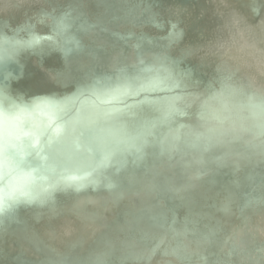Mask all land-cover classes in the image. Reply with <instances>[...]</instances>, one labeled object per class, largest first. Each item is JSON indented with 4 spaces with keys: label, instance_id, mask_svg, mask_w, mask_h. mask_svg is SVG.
<instances>
[{
    "label": "water",
    "instance_id": "water-1",
    "mask_svg": "<svg viewBox=\"0 0 264 264\" xmlns=\"http://www.w3.org/2000/svg\"><path fill=\"white\" fill-rule=\"evenodd\" d=\"M8 1L0 0V36L25 39L34 31L55 36L58 43L46 42L11 56L4 53L0 58V109L18 115L22 131L35 132L49 123L48 110L41 114L36 98L67 101L61 103L60 114L74 116L87 106V101L82 105L76 99L79 90L99 82L112 89L114 115L107 126L119 133L122 143L113 146L114 154L105 155L96 146L78 151L73 142L48 147L44 136L39 147L34 141L22 142L20 152L36 169L49 156L57 178L91 175L57 190L46 203L19 207L0 222V264H140L142 260L130 253L147 238L160 237L182 224L192 225L185 217L195 219L198 226L210 221L219 224V219L223 224L238 201L263 202V195L254 194L264 183V165L255 156H250L255 160L253 166L239 173L227 154L220 156L219 150L203 143L205 133L198 131V141L186 139L188 143L181 146V153H190L194 159L193 172L188 161L173 158L171 151L176 146L173 142L165 145L163 133L182 122L194 104L184 92L186 84L207 89L219 75L229 73L214 63L224 57L222 50L229 44L222 38V22L234 19L238 11L248 18L239 14L241 28H251L253 21L264 29V0H249L251 12L242 0H223L219 6L213 0H17L25 10L31 5V18ZM65 15L70 16L69 30L57 35L54 26ZM162 104L172 111L163 110ZM215 123L216 127L223 125L220 119ZM167 150L170 154L163 161ZM200 150L202 154L195 156L193 151ZM49 186L48 180L38 181L40 189ZM179 191L185 201L179 198ZM137 193L141 196L136 197ZM214 194L217 208L206 217ZM115 195L122 197L116 210L112 208ZM94 199L101 202L98 210L103 216L92 214L94 210L87 205V212L83 210L85 202ZM227 201L236 206L220 211L218 208L230 204ZM106 216L115 230L105 227ZM263 221L264 217L259 219L261 224ZM72 222L78 225L74 228ZM201 238L206 239L203 250L208 256L212 252L209 231ZM236 240L239 238L221 244L215 263L202 258L201 264H218L219 254L225 264H264L259 250L246 253L238 249L242 254L236 257L232 253ZM252 240L253 245H264L261 238ZM39 242L51 246L41 249ZM127 243L130 250L125 248ZM58 246L62 253L54 255L49 248ZM73 248L79 251V258L69 256Z\"/></svg>",
    "mask_w": 264,
    "mask_h": 264
},
{
    "label": "bare ground",
    "instance_id": "bare-ground-1",
    "mask_svg": "<svg viewBox=\"0 0 264 264\" xmlns=\"http://www.w3.org/2000/svg\"><path fill=\"white\" fill-rule=\"evenodd\" d=\"M22 1L24 3L33 2L32 0ZM213 1L218 6L223 4V0ZM242 1H245V6L251 12L248 6L252 4L251 1ZM8 2H11L9 6H13L16 10H24L26 18H31L32 15L29 9L31 5L25 7V10L21 8L22 5L17 0H9ZM241 8H243L242 5ZM237 12H235L234 19L231 17L225 19L221 25L222 36H225L222 38H226L229 42L222 50L225 58L221 57L218 61V58L214 59L211 57L210 59L211 63L214 59L215 64L223 66L229 73L224 76L219 75L211 83V87L207 89L204 88L202 90L199 86L196 87L190 83L186 84L184 92L190 102L194 104L192 107L187 106L189 108L182 117V122L177 121V124L171 125L163 133L166 139L165 145L173 142L176 146L171 151V154H174L173 158H182L188 161L193 172H196L195 167H192L195 165L193 163L194 159L191 158L190 153H181V146L185 147V144L188 143L186 139L198 141L200 139V136L199 138L197 136L198 131L205 133L201 137L203 143L210 149L219 150L221 152L220 156H224V153L225 155L227 154V158L232 159L229 163L235 169H238L239 173L241 170L249 169L253 166L255 160L250 157L251 155L255 156L264 165V124H260V121L264 123V102H261L264 100V29L253 21H251V28H241L239 23L241 14ZM226 13L224 12V15ZM241 17L248 19L242 15ZM250 19L254 20L255 18ZM247 21L249 22V20ZM188 98L185 99V103L189 102ZM181 106L183 107V103H181ZM161 107L163 110L172 111L167 105L162 104ZM218 119L223 122L221 127H216V123L213 124V121L215 122ZM209 126L213 129L209 128ZM193 152L195 156L202 154V150ZM169 154L170 150L164 151L162 155L163 161L166 160L165 156ZM240 157H244V159ZM228 171L231 175L235 173L231 167L228 168ZM186 189L189 190L190 188ZM254 194L257 196L263 195L264 197V183L260 185L259 192ZM140 196V193L136 194V197ZM178 196L182 201L186 200L185 195L181 191H179ZM180 199L179 201H181ZM210 199L213 204H210V208H206L204 212L206 217L210 216V210L217 208L215 202L217 196L214 194ZM121 200V196H114L112 200V208L114 210L118 209ZM131 200L134 206H138L133 198ZM106 202L109 203V201ZM227 202L230 204L223 205L224 207L218 209L224 212L232 210L236 206L235 202ZM85 203L83 210L87 212V205L94 210L92 214L103 216L98 210L101 202L94 199L89 200L88 204L87 201ZM102 206L104 207V204ZM235 209L231 214L224 216L226 221L223 224H220L223 220L220 221L219 219L217 220L219 224L210 221L207 226H198L194 223L195 219L185 217L183 220L191 222L192 225L182 224L178 229L162 232L160 237L147 238L130 254H135L139 257L142 260L140 264H201L202 258L205 262L215 263L213 260L215 255H218V249H220L221 244L226 241L234 242L237 237L239 240L232 244L234 245L232 253L236 257L242 254L240 252L242 250L246 253H256L259 250V255L264 254V247H262L264 245L251 244L252 239L255 238H261L264 243V221L262 224L259 222V219L264 217V199L261 204L254 203L251 200L238 201ZM106 218L107 216L104 221L105 227L110 231L115 230L111 222H106ZM203 222L206 224L205 218H203ZM71 225L75 228L78 223L72 222ZM61 227L66 226L62 225ZM208 231L210 238H207V240L210 243L212 252L206 256L204 255L203 247L207 242L201 236L204 233L208 234ZM58 232L64 234L60 230ZM68 232L72 231L68 230ZM68 236L66 239H68ZM112 239L114 240L115 238ZM39 245L41 249L51 246L50 244L43 246L41 242H39ZM125 248L130 250L128 243ZM49 249L54 255L62 253V248L59 246L58 248L51 247ZM78 252V250L73 248L69 256L71 258H79ZM216 259L220 261L218 264H225V261H221L224 259L222 255L219 254Z\"/></svg>",
    "mask_w": 264,
    "mask_h": 264
},
{
    "label": "snow or ice",
    "instance_id": "snow-or-ice-1",
    "mask_svg": "<svg viewBox=\"0 0 264 264\" xmlns=\"http://www.w3.org/2000/svg\"><path fill=\"white\" fill-rule=\"evenodd\" d=\"M69 27L70 16L65 15L57 21L54 30L57 35H64ZM46 42L56 44L58 40L55 36L41 35L34 31H30L25 39L0 36V58L5 52L11 56L21 51L34 50ZM66 43L75 44L70 40H66ZM111 92L109 86L101 87L99 82L79 90L76 99L82 105L87 101V106L82 107L74 116L60 114L61 103L67 101L60 102L49 97L36 98V107L41 110V114L44 109L48 110L49 123L35 132L22 131L17 124L19 116L6 114L0 109V222L19 207L46 203L57 190L77 184L91 175L67 174L57 178L56 166L50 163L49 156L43 157L39 169L32 167L19 150V145L25 140L34 141L39 147L40 138L44 136L48 147L54 143L73 142L78 151L83 148L87 152L92 146H96L105 155L114 154L113 146H118L122 141L119 133L107 126L114 115ZM84 140L87 141V147L84 146ZM37 172L40 173L39 176ZM39 180H48L50 186L40 189Z\"/></svg>",
    "mask_w": 264,
    "mask_h": 264
}]
</instances>
